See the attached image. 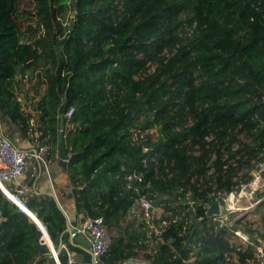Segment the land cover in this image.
Returning <instances> with one entry per match:
<instances>
[{"label":"trees","instance_id":"16d2710c","mask_svg":"<svg viewBox=\"0 0 264 264\" xmlns=\"http://www.w3.org/2000/svg\"><path fill=\"white\" fill-rule=\"evenodd\" d=\"M19 2L0 0V121L9 136L37 127L55 156L63 117L71 196L115 231L104 261L122 264L138 249L151 264H229L233 232L202 208L184 233L182 222L166 229L155 252L134 245L144 234L127 220L135 196L124 176L141 172L144 192L168 211L186 193L210 203L251 180L264 154V0H32L38 35L22 26ZM41 85L33 117L18 98ZM132 128L157 136L137 143ZM23 203L68 264L55 199L30 193ZM41 238L0 190V264H56ZM188 245L196 258L183 263Z\"/></svg>","mask_w":264,"mask_h":264},{"label":"built area","instance_id":"2783aa9c","mask_svg":"<svg viewBox=\"0 0 264 264\" xmlns=\"http://www.w3.org/2000/svg\"><path fill=\"white\" fill-rule=\"evenodd\" d=\"M18 100L21 102V97ZM73 111L74 108L70 107L64 113V116L70 117ZM150 130L148 128L130 129L132 140L137 143L143 141L150 134ZM28 133L37 143V148L32 152L16 147L14 142L7 138L0 129V185L5 188L7 182L15 184L12 192L2 189L1 186L0 190L6 196L8 193L14 196L19 202L21 201L20 198L27 197L30 192L28 188L18 183L19 178L26 170L27 162L35 159L45 169L48 162L45 154L49 149V136L42 139L41 131L38 130H30ZM206 139L209 140V138ZM235 148H237V145H235ZM143 151L146 152V148H143ZM143 164L146 165V162L143 161ZM251 171V180L249 182L239 184L237 190L226 194L224 197L216 196L213 202L206 203L192 199L190 193H186L184 198L179 197L178 202L174 203L173 208L176 207V209L169 211L160 206V204H154L155 192L151 195L144 192V190L150 188V183L145 182L141 172L132 171L125 174V187L135 196L128 213V219L133 220L135 226L139 227L144 234L143 242L136 241L134 245L140 246L143 244L149 251L155 252L154 248L157 249V246L160 245L159 243H163L162 234L171 225L182 222L181 232L184 233L191 224L193 217L196 216L198 208L207 211L212 203H217L219 204L220 214L212 217L213 222L218 228L231 229L234 235L231 241L233 243L230 245L233 249L224 254L225 261L229 264H264V239L259 237V231L261 229L264 231V213L254 212L253 204L241 207L236 202L237 197L252 194L257 189L264 188V154L262 159L254 164ZM244 225L248 227L245 230L243 229ZM41 231V239L48 246L51 241L46 232ZM70 236L72 238H77L78 236L84 238L90 250V264H107L104 261V257L110 249L115 231H108L104 226L102 217L87 219L82 225L73 227ZM253 245L255 246L253 247ZM188 247H191L192 250L189 252L188 259L184 260L183 263H192L196 258V248L193 245H188ZM249 247H253V251L250 254H248ZM136 252H140V255L135 260L144 261L142 251L136 249ZM243 254L244 257L241 256ZM54 259L56 264H59L56 254ZM68 264H72V262L68 260Z\"/></svg>","mask_w":264,"mask_h":264},{"label":"crops","instance_id":"0c3cea01","mask_svg":"<svg viewBox=\"0 0 264 264\" xmlns=\"http://www.w3.org/2000/svg\"><path fill=\"white\" fill-rule=\"evenodd\" d=\"M44 91H45V86L41 85V92H42L41 96H43ZM26 92L32 95L31 91L27 90ZM21 102L22 104L24 103L22 99ZM26 106L27 107L24 108V110L26 112H30V114L33 117H35L36 116L35 108L31 109L30 104ZM31 124H34L33 119L31 121ZM0 129L6 135L7 138H9L12 142H14L16 147L30 152L34 151L37 148V143L35 139L29 133L27 134V136H21L18 133L9 136L7 134L8 131L7 128L3 127L1 121H0ZM32 129L36 130L37 127H34ZM38 131L40 130L38 129ZM50 149L51 148L49 146V149L45 154V158L48 161L46 169L43 168L38 161H36L35 159H31L27 162L26 170L19 178L18 183L21 186H24L28 188V190H30L29 195L30 193H34L37 195H49L52 197L54 196V199L61 208L63 214H65V216L67 217L69 223V230H70V228L72 229L73 227L82 225L87 221L88 218L85 217V213L81 209L78 210L76 206V202L74 198L71 196L72 189L69 186V181L66 176V171L58 164L57 152L54 156ZM251 173L252 171L250 172V174ZM0 186L2 189L4 190L6 189L7 191L10 192H12L13 189L15 188V184L11 182H7L5 188L3 187V185ZM26 198L27 197L20 198L21 200L20 202L23 205H24L23 201ZM13 199L16 202L19 201L14 196ZM263 201H264V188H259L252 194H246L243 196L241 195L236 198V202H238V205H240L241 207L248 206L249 204H253L254 212L256 213H264V204L258 206V204ZM72 239L73 238L70 236V234L66 232V240L59 242L58 249L63 250L67 254L68 260H70L72 264L74 263L90 264V250L84 238L82 236H78L76 238L77 240H79L81 244L73 243ZM68 245L72 247V250L68 247ZM255 245H253V247ZM253 247L251 248L253 249ZM136 262L137 260L130 259L122 264H136Z\"/></svg>","mask_w":264,"mask_h":264},{"label":"water","instance_id":"95a60500","mask_svg":"<svg viewBox=\"0 0 264 264\" xmlns=\"http://www.w3.org/2000/svg\"><path fill=\"white\" fill-rule=\"evenodd\" d=\"M17 73H18V71H17ZM62 128H63V117L61 116L60 117V119H59V131H58V145H57V159H58V164L66 171L67 170V163H68V159H69V155L67 154V151H66V149H65V146H64V143H63V133H62ZM7 196H8V198L12 201V202H14L19 208H20V210L21 211H23L24 213H26L36 224H37V222H36V220L31 216V215H29L28 213H27V209L26 210H24L23 209V207H24V205L22 204V203H20L19 201V203L20 204H18L13 198H11V196H10V194L8 193L7 194ZM53 198H54V196H53ZM57 203V202H56ZM22 205V206H21ZM58 205V204H57ZM58 207H59V205H58ZM60 208V207H59ZM60 210H61V208H60ZM62 211V210H61ZM63 213V212H62ZM220 214V208H219V204H217V203H212L209 207H208V209H207V211H206V216L208 217V218H212V217H215V216H218ZM64 216H65V214H64ZM66 217V216H65ZM38 221V220H37ZM38 225V224H37ZM38 227L41 229V230H43L44 231V227L41 225V223H40V225H38ZM65 231L66 232H68L69 234H71V231H72V229L70 228V230H69V223H68V220H67V217H66V229H65ZM45 232V231H44ZM72 242L73 243H75V244H81L80 242H79V240H77L76 238L74 239H72ZM49 250H50V253L52 254V256H54L55 257V254L57 255V251L55 250V248H54V246H53V244H52V242H49ZM58 258V257H57ZM74 264H77V263H74ZM136 264H151L150 262H144V261H137L136 262Z\"/></svg>","mask_w":264,"mask_h":264},{"label":"rangeland","instance_id":"374dc122","mask_svg":"<svg viewBox=\"0 0 264 264\" xmlns=\"http://www.w3.org/2000/svg\"><path fill=\"white\" fill-rule=\"evenodd\" d=\"M19 7L22 10H25V11L29 12V14H27V15H25L23 17L22 22H21L22 23V26L23 27H27L28 25H32V28L35 29V32H34L35 35H38L37 32H36V25L33 23L36 17H35V15L32 14V12H33V10H32V8H33L32 7V0H20ZM69 15H70V12L69 13L67 12V14H64L62 16L61 20H62V23L63 24H65L68 21ZM32 88L35 90V92L33 91ZM32 88H31L32 90L31 89H28L29 91L32 92V95L31 94H28L26 92L27 90H24L20 94V97H21L22 101L24 102L23 103L24 106L29 105V104L32 105L33 100H35V101L36 100H39L40 97H41V95H42L41 87H38L37 88L36 86H33ZM33 95H36V96L33 97ZM6 128H7L8 131L14 132L13 131V127L11 125H7ZM36 130H38V129H36ZM150 136H151L152 140H155V138L157 136V130L155 128H153V129L150 130ZM239 138H240V140L244 141V137L242 135L239 136ZM48 144L50 146V143H48ZM127 220H130V219H127ZM247 228H248L247 225H244L243 226V229L244 230L247 229ZM259 232H260L259 233V236H261V238L264 239V235H263L264 231L261 229V231H259ZM144 262H149V261L144 260Z\"/></svg>","mask_w":264,"mask_h":264},{"label":"bare ground","instance_id":"6f19581e","mask_svg":"<svg viewBox=\"0 0 264 264\" xmlns=\"http://www.w3.org/2000/svg\"><path fill=\"white\" fill-rule=\"evenodd\" d=\"M10 196H11V195H10ZM11 198H13V196H11ZM17 203L20 204L19 202H17ZM21 206H22V205H21ZM23 209L26 210L25 207H23ZM26 211H27V210H26ZM28 214L31 215L29 212H28ZM31 216L35 219V217H34L33 215H31ZM35 220H36V219H35ZM36 222H37L38 225H40V222H39V221L36 220Z\"/></svg>","mask_w":264,"mask_h":264}]
</instances>
